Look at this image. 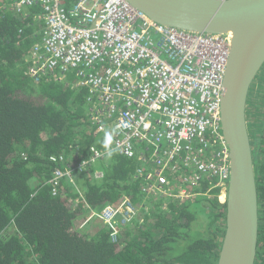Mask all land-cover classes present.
<instances>
[{"label": "trees", "instance_id": "1", "mask_svg": "<svg viewBox=\"0 0 264 264\" xmlns=\"http://www.w3.org/2000/svg\"><path fill=\"white\" fill-rule=\"evenodd\" d=\"M68 1L63 0L67 8ZM14 5L15 0H0V264H217L227 209L219 179L204 176L197 185L185 184L193 196L180 203L147 196L145 178L134 177L142 167L138 159L113 152L110 159L78 168L92 157V147L106 151V136L95 135L83 109L96 100L89 101L88 89L68 86L55 75L39 83L31 78L29 56L42 40L43 9L17 13ZM263 73L264 68L259 86ZM262 89L252 87L248 104ZM250 133L260 203L256 264H264V123ZM53 156L65 158L75 182L62 180L58 196L49 184L61 165ZM96 171L104 177L95 178ZM125 198L150 209L118 230L103 225L84 231L95 219L85 229L76 224L90 215L85 203L100 212Z\"/></svg>", "mask_w": 264, "mask_h": 264}, {"label": "built area", "instance_id": "2", "mask_svg": "<svg viewBox=\"0 0 264 264\" xmlns=\"http://www.w3.org/2000/svg\"><path fill=\"white\" fill-rule=\"evenodd\" d=\"M35 6L43 9L45 29L29 56L31 78L39 83L55 75L68 86L89 90V101L96 100L88 106L95 135H110L114 152L142 162L134 177L145 178L147 196L182 203L193 196L185 184L212 176L219 179L220 200L226 201L230 149L221 109L222 73L230 55L222 48L217 57L215 50L228 47L227 35L165 28L124 0H70L68 8L63 0H15L14 10L24 13ZM210 72L206 84L203 78ZM91 152L78 168L106 156L94 147ZM50 159L61 161L49 182L58 196L62 180L75 182L64 157ZM85 205L90 211L85 224L96 219L117 230L150 209L134 206L129 198L100 212Z\"/></svg>", "mask_w": 264, "mask_h": 264}, {"label": "water", "instance_id": "3", "mask_svg": "<svg viewBox=\"0 0 264 264\" xmlns=\"http://www.w3.org/2000/svg\"><path fill=\"white\" fill-rule=\"evenodd\" d=\"M124 1L158 25L201 35L233 34L221 109L231 176L217 264H256L260 203L248 99L264 68V0Z\"/></svg>", "mask_w": 264, "mask_h": 264}, {"label": "rangeland", "instance_id": "4", "mask_svg": "<svg viewBox=\"0 0 264 264\" xmlns=\"http://www.w3.org/2000/svg\"><path fill=\"white\" fill-rule=\"evenodd\" d=\"M264 74V73H263ZM264 76V75H263ZM264 80V77H263ZM260 86L263 87L262 91L260 90L258 94H261L262 96H264V84L263 82H259ZM258 85V80L255 82L254 87L259 89V85ZM257 90V89H256ZM262 96H258V97H254V94H252L251 96V101L248 104V122H249V128L250 131L254 134L255 132H260L261 129L263 128V123H264V109L261 108L259 106V104H261L263 102V97ZM264 103V102H263ZM83 109L85 110L86 113H88V105H83ZM222 203H225L224 198L222 197ZM78 225V227L81 229H85V218L77 221L76 223ZM94 224V225H93ZM100 227H103L102 222L98 221V220H94L89 226L88 228H86V230L89 233L96 231L97 229H99Z\"/></svg>", "mask_w": 264, "mask_h": 264}, {"label": "bare ground", "instance_id": "5", "mask_svg": "<svg viewBox=\"0 0 264 264\" xmlns=\"http://www.w3.org/2000/svg\"><path fill=\"white\" fill-rule=\"evenodd\" d=\"M165 28H172V27H165ZM178 30L183 31L184 29L182 30V29H179V28H178ZM161 31H163V30H161ZM163 32H165V31H163ZM180 33H181V32H180ZM226 35H228L227 38H229V45H228V47L224 48V47H221V45L217 46V45L215 44V45H216L215 53H216V56H217V57H219L222 48H223V50H224L225 53H228V56H229L230 53H231V42H232L233 34H232V33H229V34H226ZM208 40H211V39H208ZM224 72H225V74H224ZM226 72H227V69H226V71L224 70L223 73H222V79H223V83H224V84H225ZM212 74H213V73L210 72V73L207 74V76H206L205 78H203V81H204L206 84H209V83L211 82ZM223 76H224V78H223ZM217 78H218V77H215V78H214L215 81H217ZM223 83H222V81L220 82L221 85H223ZM221 126H222V125H221Z\"/></svg>", "mask_w": 264, "mask_h": 264}, {"label": "clouds", "instance_id": "6", "mask_svg": "<svg viewBox=\"0 0 264 264\" xmlns=\"http://www.w3.org/2000/svg\"><path fill=\"white\" fill-rule=\"evenodd\" d=\"M111 142V136L106 135L104 140V147L106 149V158L110 159L113 155L114 149L109 148V144Z\"/></svg>", "mask_w": 264, "mask_h": 264}, {"label": "crops", "instance_id": "7", "mask_svg": "<svg viewBox=\"0 0 264 264\" xmlns=\"http://www.w3.org/2000/svg\"><path fill=\"white\" fill-rule=\"evenodd\" d=\"M96 220V219H95ZM94 225V224H93Z\"/></svg>", "mask_w": 264, "mask_h": 264}]
</instances>
